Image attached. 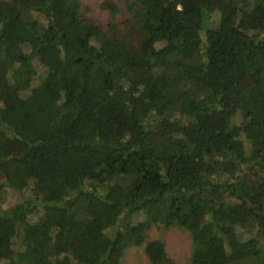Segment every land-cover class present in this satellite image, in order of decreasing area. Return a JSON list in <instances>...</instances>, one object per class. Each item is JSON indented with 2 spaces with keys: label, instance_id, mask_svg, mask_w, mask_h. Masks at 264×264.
<instances>
[{
  "label": "trees",
  "instance_id": "16d2710c",
  "mask_svg": "<svg viewBox=\"0 0 264 264\" xmlns=\"http://www.w3.org/2000/svg\"><path fill=\"white\" fill-rule=\"evenodd\" d=\"M101 8L0 0V264H264V0Z\"/></svg>",
  "mask_w": 264,
  "mask_h": 264
},
{
  "label": "rangeland",
  "instance_id": "374dc122",
  "mask_svg": "<svg viewBox=\"0 0 264 264\" xmlns=\"http://www.w3.org/2000/svg\"><path fill=\"white\" fill-rule=\"evenodd\" d=\"M109 0H79V2L88 8L89 15L99 19L103 24L106 23L107 12L101 8V4ZM116 3L121 9H124L127 2L133 0H110ZM209 8L213 10V5L210 3ZM14 200V197H12ZM42 222L43 219L41 218ZM148 239H159L164 243L167 257L174 264H187L190 257L191 242L187 234L178 229H161L160 227H152L147 232ZM5 261L11 259L12 254L6 255ZM3 262V264H6ZM120 264H148L142 249L135 248L126 251Z\"/></svg>",
  "mask_w": 264,
  "mask_h": 264
}]
</instances>
